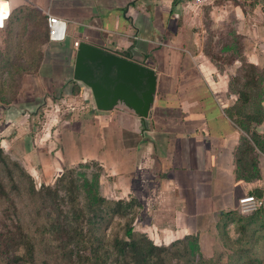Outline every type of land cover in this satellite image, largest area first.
<instances>
[{
    "label": "crops",
    "instance_id": "obj_1",
    "mask_svg": "<svg viewBox=\"0 0 264 264\" xmlns=\"http://www.w3.org/2000/svg\"><path fill=\"white\" fill-rule=\"evenodd\" d=\"M220 2L0 0L6 5L0 14V77L28 79L40 94L76 91L88 98L90 110L79 122L88 132L89 157H104L111 183L116 178L131 188L157 179L164 186L162 203L172 206L166 214L184 234L237 210L239 197L264 194V169L256 176L253 163L247 170L241 163L242 133L230 114L225 80L204 51L222 11L234 8L219 12ZM48 13L67 21L64 40L49 38ZM76 41L155 70L146 116L122 100L111 109L97 107L91 88L74 78ZM83 141L77 140L71 156L82 155Z\"/></svg>",
    "mask_w": 264,
    "mask_h": 264
},
{
    "label": "rangeland",
    "instance_id": "obj_2",
    "mask_svg": "<svg viewBox=\"0 0 264 264\" xmlns=\"http://www.w3.org/2000/svg\"><path fill=\"white\" fill-rule=\"evenodd\" d=\"M218 5L219 12L227 5L236 9L222 11L204 51L225 80L230 114L242 133L241 163L246 170L253 163L259 176L264 169V0ZM32 85L13 75L0 77V147L6 158H0V179L34 245V264H264V207L254 214L235 210L243 219L222 215L190 233L178 231L157 179L131 188L115 177L111 183L104 157H89L88 132L79 122L90 110L88 98L76 91L40 94ZM79 138L82 155L71 156ZM32 184L41 193L31 192ZM255 194L264 197L261 190ZM12 210L0 198V249L18 236ZM129 227L142 248L136 254L129 246L123 256L115 243L130 240ZM148 241L162 251L146 255ZM24 252L21 246L18 253ZM5 259L0 254V264H7Z\"/></svg>",
    "mask_w": 264,
    "mask_h": 264
},
{
    "label": "water",
    "instance_id": "obj_3",
    "mask_svg": "<svg viewBox=\"0 0 264 264\" xmlns=\"http://www.w3.org/2000/svg\"><path fill=\"white\" fill-rule=\"evenodd\" d=\"M74 78L91 88L99 109L122 100L141 116L148 114L157 85L153 68L86 41L78 46Z\"/></svg>",
    "mask_w": 264,
    "mask_h": 264
},
{
    "label": "trees",
    "instance_id": "obj_4",
    "mask_svg": "<svg viewBox=\"0 0 264 264\" xmlns=\"http://www.w3.org/2000/svg\"><path fill=\"white\" fill-rule=\"evenodd\" d=\"M0 158L2 160L6 159V158H4V152H3V149L1 147H0ZM46 188L50 191L49 187L44 186V189H46ZM30 190L33 193H41L40 190L37 191L35 189V186L33 184H32V188ZM0 198L7 200L10 203V205L13 207L12 212L16 214L15 215L16 218H14V220L16 222L15 226H16L17 234H18V236H12L5 241V245H3L2 249H0V254L5 255V257H6L5 261L7 262V264H18V263L19 264H21V263L34 264L35 263L34 245L31 243L30 239L27 237V234L24 232V230L22 228L21 221L18 218L16 204L11 199L9 192L6 189L4 183L2 182L1 179H0ZM258 211H256V212H258ZM256 212H253L251 214H254ZM235 213L236 212L231 211L228 213H224L223 216L233 215L234 217H236L237 214H235ZM238 215H240L238 217V219L244 218V216H242L241 214H238ZM126 235L130 239L129 241L116 239L115 244L118 248V252L120 253V255L125 256V255H127V249L130 246L131 249L134 251V253L138 254V252H140V249L142 247H140V243L136 239L133 238L134 232H133V229L131 227L127 228ZM21 246H23L25 248V252L23 254L18 253V250L21 248ZM144 248H145V254L146 255L159 254L162 251V247L154 245L150 241H148L146 243V246ZM146 255H145V257H146Z\"/></svg>",
    "mask_w": 264,
    "mask_h": 264
},
{
    "label": "built area",
    "instance_id": "obj_5",
    "mask_svg": "<svg viewBox=\"0 0 264 264\" xmlns=\"http://www.w3.org/2000/svg\"><path fill=\"white\" fill-rule=\"evenodd\" d=\"M204 0H197L202 2ZM47 27L49 38L54 41H62L67 35V21L57 15L47 14ZM79 45V41L75 42ZM264 207V197L253 193L245 194L239 197L238 210L244 214H251Z\"/></svg>",
    "mask_w": 264,
    "mask_h": 264
},
{
    "label": "snow or ice",
    "instance_id": "obj_6",
    "mask_svg": "<svg viewBox=\"0 0 264 264\" xmlns=\"http://www.w3.org/2000/svg\"><path fill=\"white\" fill-rule=\"evenodd\" d=\"M5 9H6V5L0 4V14H2Z\"/></svg>",
    "mask_w": 264,
    "mask_h": 264
}]
</instances>
